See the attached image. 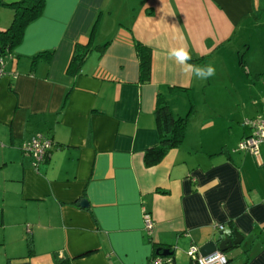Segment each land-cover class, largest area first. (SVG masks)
Returning a JSON list of instances; mask_svg holds the SVG:
<instances>
[{
  "label": "crops",
  "instance_id": "crops-1",
  "mask_svg": "<svg viewBox=\"0 0 264 264\" xmlns=\"http://www.w3.org/2000/svg\"><path fill=\"white\" fill-rule=\"evenodd\" d=\"M241 2L44 0L1 55L0 264H147L163 249L176 264H192L189 247L218 237L220 225L243 234L224 253L226 264H264V142L258 155L238 149L252 132L246 120L264 118V62L245 59ZM0 9L3 30L14 11ZM135 41L151 48L147 83L139 81ZM77 43L90 51L71 75ZM179 46L190 63L215 67L210 79L223 80L208 82L203 102L213 117L199 129L192 113L202 80L167 58ZM44 52L50 59L33 64ZM177 97L191 104L177 116L186 117L184 137L146 166L145 151L159 144L156 107L175 116ZM36 134L52 147L35 168L22 144Z\"/></svg>",
  "mask_w": 264,
  "mask_h": 264
},
{
  "label": "trees",
  "instance_id": "trees-1",
  "mask_svg": "<svg viewBox=\"0 0 264 264\" xmlns=\"http://www.w3.org/2000/svg\"><path fill=\"white\" fill-rule=\"evenodd\" d=\"M2 4L13 9L14 14L11 23L6 29H0V59L1 55L10 52L21 40L25 27L40 16L44 7V0H16L3 2ZM135 52L139 61V81L147 83L151 77V48L138 41L134 42ZM90 51V45H75L67 72L76 74ZM51 53L44 52L33 57L35 64L40 57L50 59ZM155 116L159 133V144L148 148L144 153V164L152 166L157 164L171 148L178 147L184 137L186 117H175L166 104L156 107ZM167 255L172 257L171 250ZM162 251V250H161Z\"/></svg>",
  "mask_w": 264,
  "mask_h": 264
},
{
  "label": "rangeland",
  "instance_id": "rangeland-1",
  "mask_svg": "<svg viewBox=\"0 0 264 264\" xmlns=\"http://www.w3.org/2000/svg\"><path fill=\"white\" fill-rule=\"evenodd\" d=\"M242 5V25L240 27L239 34L244 38V40L247 41L248 45H250V49L247 55H245V59L250 60L248 62V65L252 66L253 60L257 59V62H264V55H262V52H264V0H248V3L250 5V10L247 12L245 11V3L246 0H241ZM2 19H5V13L7 10H1ZM9 18V16H8ZM3 23V22H2ZM244 48V47H243ZM244 77V76H243ZM262 81H264V75L261 76ZM258 80H260V75L257 77ZM253 79L256 80V77L253 74ZM223 81L220 79H208L203 80L200 85H198V89L195 91V97H194V114L192 113L193 121L195 128L199 129L202 126V122L206 118L207 120H210L208 116L213 117V115L210 113V109L213 108V106L209 103H204V93L206 92V89L209 87L208 82L209 81ZM261 84V85H260ZM258 89L261 91H264V84L262 82H258L257 84ZM186 97V96H184ZM185 102V100H184ZM173 111L175 113V116L177 117L178 114H181L183 116H186L188 109L190 108V103L187 104L186 107L185 103H183L182 98H175L172 99V102H170ZM192 119V118H191Z\"/></svg>",
  "mask_w": 264,
  "mask_h": 264
},
{
  "label": "built area",
  "instance_id": "built-area-1",
  "mask_svg": "<svg viewBox=\"0 0 264 264\" xmlns=\"http://www.w3.org/2000/svg\"><path fill=\"white\" fill-rule=\"evenodd\" d=\"M4 73V60L0 59V76ZM251 126L252 132L249 136L244 137L238 143V149L247 151L253 155H258L259 146L261 142H264V118L256 117L253 119L246 120ZM52 147V140L44 135L36 134L28 141L22 144L24 152L28 153L33 159V167H37L45 158L48 157L50 149ZM144 228L147 233H151L153 229V222L150 219L148 213L144 214ZM219 230L223 229V226L218 227ZM220 252V251H219ZM214 253V252H212ZM210 253V254H212ZM224 258L227 257L223 252H220ZM187 254L192 264H199L200 257H208L210 254L202 255L199 252V248L195 245H191L187 251ZM147 264H176L172 257L167 255L157 254L153 256ZM215 264H221L220 261H216Z\"/></svg>",
  "mask_w": 264,
  "mask_h": 264
},
{
  "label": "clouds",
  "instance_id": "clouds-1",
  "mask_svg": "<svg viewBox=\"0 0 264 264\" xmlns=\"http://www.w3.org/2000/svg\"><path fill=\"white\" fill-rule=\"evenodd\" d=\"M167 58L174 61L179 67L182 74L191 77L195 76L198 80H208L216 74V69L212 64L198 65L190 63L192 54L186 46L172 47L167 50ZM226 231V234H229ZM220 261L221 264H226V258L219 251H215L208 257H200L199 264H215Z\"/></svg>",
  "mask_w": 264,
  "mask_h": 264
},
{
  "label": "water",
  "instance_id": "water-1",
  "mask_svg": "<svg viewBox=\"0 0 264 264\" xmlns=\"http://www.w3.org/2000/svg\"><path fill=\"white\" fill-rule=\"evenodd\" d=\"M87 201L85 199H81L79 202L80 206H87ZM229 234H226V231L222 229L219 233L218 237H213L204 243L201 247H199V252L202 255H207L215 251L220 252H228L238 245L241 244L243 240V234H241L237 229H232L227 231ZM170 251L168 249H163L158 254L168 255Z\"/></svg>",
  "mask_w": 264,
  "mask_h": 264
}]
</instances>
